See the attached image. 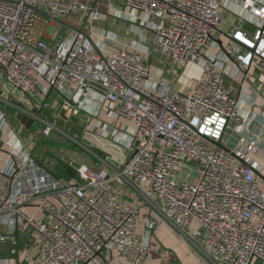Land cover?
Returning <instances> with one entry per match:
<instances>
[{
  "label": "built area",
  "instance_id": "obj_1",
  "mask_svg": "<svg viewBox=\"0 0 264 264\" xmlns=\"http://www.w3.org/2000/svg\"><path fill=\"white\" fill-rule=\"evenodd\" d=\"M224 1L120 0L135 16L143 42L145 31L152 33L156 52L166 58L155 71L148 49L107 50L114 39L92 32L104 13L90 0H0V102H20L16 114L41 121L44 137L65 134L89 149L88 135L94 134L103 149L95 153L97 166L71 163L75 175L59 177L32 148L15 142L0 109V131L9 129L0 137L6 155L0 225L39 240L36 255L24 254L28 264H149L155 221L141 227L142 207L133 196L205 260L264 263L260 136L240 137L231 151L217 145L243 119L224 60L208 52L224 21ZM231 1L264 19V3ZM35 8L87 32L99 51L83 33ZM222 46L237 74L246 78L252 67L260 69L255 92L264 103V22L253 33L235 25ZM201 58L202 69L180 82ZM21 97L33 106L40 102V114ZM43 110H54L55 119ZM73 118L82 125V138L64 129ZM12 253H19L18 244Z\"/></svg>",
  "mask_w": 264,
  "mask_h": 264
},
{
  "label": "crops",
  "instance_id": "obj_2",
  "mask_svg": "<svg viewBox=\"0 0 264 264\" xmlns=\"http://www.w3.org/2000/svg\"><path fill=\"white\" fill-rule=\"evenodd\" d=\"M260 3H264V0H258ZM91 3L96 4L99 9L104 13V18L101 23H98L92 27V32L98 34H109L114 40L106 44V48L109 51L118 48L129 49H142L146 51L147 58L152 64L153 69L156 71L158 68L166 65V58L158 54L155 50V44L153 41L152 33L145 31L146 41L143 42L141 38V28L136 22V18L130 10L126 9L120 4V0H90ZM223 17L224 21L219 31L215 35V41L211 45L208 52H212L215 55L221 57L224 60V71L227 73L226 80L231 81L234 87L235 96L240 98L242 121L239 124H233L225 134L222 144L233 149L236 147L240 137L250 139L254 135H259V149L257 150L256 158L262 164V173L264 174V103L261 97H259L255 89L259 85L260 69L252 67L245 78L244 72L236 73V61L231 57L226 58L222 43L227 44L228 36L234 30V26H241L249 33H253L257 26L264 22L263 17L258 14L251 13L247 9L235 4L231 0H225L223 3ZM205 58H201L196 64L192 66L194 73L200 71L205 65ZM189 72V71H187ZM186 73V72H185ZM235 75V80L231 79L230 75ZM245 79V80H244ZM185 83V82H184ZM228 83V82H227ZM179 83H176V87ZM178 88V87H177ZM181 88L178 89H182ZM52 96H50L51 99ZM20 100L28 107L37 111L40 114L41 104L37 102L36 105H31L27 97H21ZM3 103V102H2ZM20 102L16 101L14 105H6V108H2L7 114H11V123L9 121V129L13 128V139L17 143H22L26 147L32 148V152L43 162L50 167V169L59 177H64V174L60 175L56 170H53L49 159L46 156V150L43 148L45 143L37 141L35 134H39L40 125H44L41 121L38 124L33 122L30 129L21 124L16 118V104ZM48 120L53 121L55 119L54 110H43ZM40 124V125H39ZM63 122L60 123L62 125ZM63 126H65L63 124ZM69 126V125H68ZM66 126V128H68ZM73 126V125H72ZM74 127V126H73ZM37 128L39 130H37ZM9 129H7L1 137L6 138ZM39 136V135H38ZM41 139L45 137L40 136ZM37 143V144H36ZM43 153V154H42ZM6 155L0 150V168L3 167L2 161ZM73 174L71 177H73ZM70 177V178H71ZM69 179V178H66ZM131 201L138 203L142 207V213L140 216L141 227L144 228L149 220L155 221V226L150 233L151 238V256L148 260L149 264H213L208 260H205L201 253L194 248L191 243L177 235L173 227L157 212L147 209L145 202L138 197L133 196ZM32 212L35 209H30ZM7 235L14 237V244L9 250L0 249V264H28L24 259V254L29 253L36 255L39 251V240L27 235L15 237L16 233L11 232L4 226L0 225V236ZM18 254H13L12 249L17 248ZM118 264V263H117ZM250 264H264L261 260L254 258Z\"/></svg>",
  "mask_w": 264,
  "mask_h": 264
},
{
  "label": "rangeland",
  "instance_id": "obj_3",
  "mask_svg": "<svg viewBox=\"0 0 264 264\" xmlns=\"http://www.w3.org/2000/svg\"><path fill=\"white\" fill-rule=\"evenodd\" d=\"M54 29H55V27L51 26L49 29V32L52 33L54 31ZM193 74H194L193 69H191L189 72L186 71V73L181 78L180 82H182V83L187 82L188 79L193 76ZM227 82H228V84H231V81H229L228 79H227ZM182 83H179V85L177 87L181 88ZM2 92H3L2 86L0 85V94ZM0 106L2 108H6V105L2 102H0ZM7 117L11 123V114L8 113ZM72 120H73L72 125H74L75 128L79 129V132H76V133H78V137L82 138V131H81V128H79L82 125L77 124L78 120L76 118H73ZM41 125H40V128H41ZM61 126H63V124ZM42 128H43V126H42ZM64 129H66V131L71 133L72 136H73V134H75V132H70L67 128H64ZM37 130H39V129L37 128ZM38 132H39V134H38L39 136L36 134H35V136H36V138H38L37 141L40 142V144L45 143L43 148L46 151L43 153H46V156L49 159V162H50L53 170H56L58 172L57 165H58L59 161H65L69 164L73 163L77 166L81 165L83 163L91 164L93 166H97L96 162H95L96 161L95 153H97V150L99 151V150H103V149L101 148L100 143H99V141H102V140L95 138L94 134L88 135V138L92 142V144L89 147V149H85L82 146H80L78 143L72 142L73 141L72 138H70L69 136H66L65 134H60V133L54 132L50 136L45 137L44 139H41L40 136L44 137V135H42V133H40V131H38ZM3 133H4V131L1 130L0 136H2ZM95 133L98 134L97 131ZM99 137H101V136H99ZM103 139L105 141H108V142L110 141V139L106 136H103ZM72 175L73 174L66 171V173L64 174V177L70 178Z\"/></svg>",
  "mask_w": 264,
  "mask_h": 264
},
{
  "label": "water",
  "instance_id": "obj_4",
  "mask_svg": "<svg viewBox=\"0 0 264 264\" xmlns=\"http://www.w3.org/2000/svg\"><path fill=\"white\" fill-rule=\"evenodd\" d=\"M35 10H37L38 12H40L44 17H48L51 18L53 20H55L56 22H58L59 24H61L62 26L66 27V28H71L76 30L77 32L83 33L86 38L89 40V42L93 45V47L99 51V48L97 47L95 41L92 39V37L85 31H83L82 29L76 28L74 26H72L70 23H68L67 21L61 20V19H55L53 18L50 14H48L45 11H42L40 9L35 8ZM99 25L103 26L101 23L98 22ZM16 118L18 119V121H20L21 124L25 125L28 129L31 128L33 122H34V118L28 114H25L23 112H19L18 114H16ZM87 143H90L89 141H86ZM217 145L223 149H226L227 151H231L228 147H226L225 145H223L222 143H217ZM40 164H42L40 162ZM256 173L262 178L264 179V174L256 171ZM18 234L15 235L16 238H18ZM14 244V237H9L6 241H2L0 239V249L2 250H9L11 249V247Z\"/></svg>",
  "mask_w": 264,
  "mask_h": 264
},
{
  "label": "trees",
  "instance_id": "obj_5",
  "mask_svg": "<svg viewBox=\"0 0 264 264\" xmlns=\"http://www.w3.org/2000/svg\"><path fill=\"white\" fill-rule=\"evenodd\" d=\"M70 132H79V129L78 128H75L73 127L72 125H69L68 128H67ZM57 168H58V174L62 175L64 173H66V171L70 172L71 174H75V170L74 168H72L70 166L69 163H66L65 161H59L58 165H57Z\"/></svg>",
  "mask_w": 264,
  "mask_h": 264
}]
</instances>
